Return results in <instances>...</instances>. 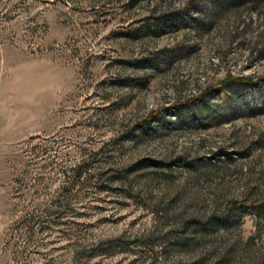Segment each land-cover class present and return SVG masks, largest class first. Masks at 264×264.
<instances>
[{"label":"rangeland","instance_id":"374dc122","mask_svg":"<svg viewBox=\"0 0 264 264\" xmlns=\"http://www.w3.org/2000/svg\"><path fill=\"white\" fill-rule=\"evenodd\" d=\"M253 1L0 0V264H264Z\"/></svg>","mask_w":264,"mask_h":264},{"label":"trees","instance_id":"16d2710c","mask_svg":"<svg viewBox=\"0 0 264 264\" xmlns=\"http://www.w3.org/2000/svg\"><path fill=\"white\" fill-rule=\"evenodd\" d=\"M243 2H245V3H250V2H254L253 0H242ZM233 82L234 81V83L235 82H237V83H246L247 82V80L246 79H244V78H240V79H235V78H233V77H231L230 79H228L226 82H225V84H227L228 82ZM225 86V85H224ZM228 88H230L229 86H228ZM264 204V200L263 201H259L258 203H253V204H248V203H243V204H240V206H242L243 208H250L251 206H259V205H263Z\"/></svg>","mask_w":264,"mask_h":264}]
</instances>
